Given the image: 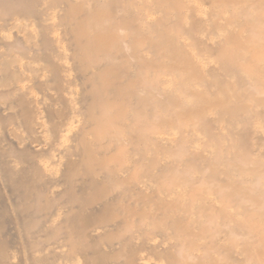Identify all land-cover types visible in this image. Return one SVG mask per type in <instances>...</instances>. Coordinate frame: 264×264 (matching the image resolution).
Listing matches in <instances>:
<instances>
[{"label":"bare ground","instance_id":"obj_1","mask_svg":"<svg viewBox=\"0 0 264 264\" xmlns=\"http://www.w3.org/2000/svg\"><path fill=\"white\" fill-rule=\"evenodd\" d=\"M0 36V264H264V0H0Z\"/></svg>","mask_w":264,"mask_h":264},{"label":"rangeland","instance_id":"obj_2","mask_svg":"<svg viewBox=\"0 0 264 264\" xmlns=\"http://www.w3.org/2000/svg\"><path fill=\"white\" fill-rule=\"evenodd\" d=\"M202 18H204L205 16L202 15L201 16ZM30 24V23H29ZM9 32H13V34H15L16 36L20 33L17 29H12V30H9V31H6L5 34H8ZM2 44V38L0 36V45ZM27 58L31 59L30 57H25L23 59V62H27ZM27 85H30V84H27ZM16 91V90H15ZM50 95H53L55 96L56 93L54 91H51L50 92ZM43 97H44V93H40L37 95V98L39 101H42L43 100ZM9 113V110H7V107H5L4 105L0 104V117L2 116H5L6 114ZM43 117H45V114H43ZM13 129V126H8V125H2L0 124V142L2 141H6V142H12V143H16L17 141L12 137L10 136V132L11 130ZM40 136V137H39ZM39 137V140L34 143V147L37 148V149H46L49 147L52 139H49L48 137H46L45 135H42V134H39L38 135ZM261 150L264 152V146H261ZM3 159H0V170L3 168ZM0 183H1V180H0ZM10 234L13 235V237L17 236V231L12 227L11 230H10ZM15 249L17 251V255H18V258L16 259V262L18 263H21V264H24V257L22 255V253L20 252L21 251V245L19 243H17L15 246ZM264 260V258L262 259Z\"/></svg>","mask_w":264,"mask_h":264}]
</instances>
